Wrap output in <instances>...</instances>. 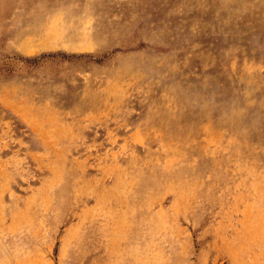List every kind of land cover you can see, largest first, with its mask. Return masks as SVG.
Instances as JSON below:
<instances>
[{"label":"rangeland","instance_id":"374dc122","mask_svg":"<svg viewBox=\"0 0 264 264\" xmlns=\"http://www.w3.org/2000/svg\"><path fill=\"white\" fill-rule=\"evenodd\" d=\"M19 263L264 264V0H0Z\"/></svg>","mask_w":264,"mask_h":264},{"label":"bare ground","instance_id":"6f19581e","mask_svg":"<svg viewBox=\"0 0 264 264\" xmlns=\"http://www.w3.org/2000/svg\"><path fill=\"white\" fill-rule=\"evenodd\" d=\"M185 153V152H184ZM185 157V156H184ZM176 158V157H175ZM154 162V161H153ZM158 164V163H157ZM166 166V165H165ZM175 167V166H174ZM178 180V179H177ZM249 183V182H248ZM216 186V185H215ZM181 187V186H180ZM246 188V187H245ZM193 193V192H192ZM179 198V197H178ZM181 198V197H180ZM188 207V206H187ZM48 208V207H47ZM155 211V210H154ZM166 226V225H165ZM32 229V228H31ZM120 229V228H119ZM36 230V229H35ZM34 238V237H33ZM152 254V253H151ZM139 260V259H138ZM155 260V259H154ZM152 263V262H151ZM20 264V263H19ZM139 264V263H138ZM156 264V263H155Z\"/></svg>","mask_w":264,"mask_h":264}]
</instances>
